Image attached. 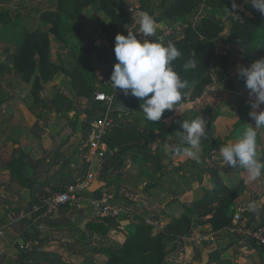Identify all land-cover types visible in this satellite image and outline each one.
I'll use <instances>...</instances> for the list:
<instances>
[{
    "label": "crops",
    "instance_id": "1",
    "mask_svg": "<svg viewBox=\"0 0 264 264\" xmlns=\"http://www.w3.org/2000/svg\"><path fill=\"white\" fill-rule=\"evenodd\" d=\"M199 1L109 0L105 7L96 0L57 26L48 19L59 12L58 0H0V264H114L101 248L122 247L139 232L160 235L164 244L193 239L183 242L186 252L164 254L163 264H192L214 245L207 264H264V247L230 231L235 215L264 219V176L249 181L220 154L255 123L237 66L258 58L250 57L254 45L246 51L231 34L236 21L258 11L246 4L235 17L227 10L232 0H204L197 18ZM144 12L156 20L157 37L182 47L172 64L189 83L179 111L166 110L158 122L148 121L139 109L143 102L110 79L116 34L138 31ZM194 52L203 60L194 72L184 71ZM95 92L110 101H95ZM105 113L115 120L98 178L105 184L77 204L47 212L40 198L88 170L80 147L90 122ZM201 115L206 137L197 162L172 146L181 122ZM257 132L264 161V128ZM103 191L116 193L127 209L124 219L102 216L90 200ZM182 217L190 233L170 238L168 229ZM106 219L104 232L89 227ZM151 254L143 253L147 260Z\"/></svg>",
    "mask_w": 264,
    "mask_h": 264
},
{
    "label": "clouds",
    "instance_id": "2",
    "mask_svg": "<svg viewBox=\"0 0 264 264\" xmlns=\"http://www.w3.org/2000/svg\"><path fill=\"white\" fill-rule=\"evenodd\" d=\"M250 4L252 8L264 14V0H232L233 12L243 11ZM237 17L236 15H233ZM135 21L137 17L134 16ZM138 31L115 36L114 54L117 62L111 73V84L120 89L125 96L132 95L143 103L139 109L151 122L161 121L165 111H179L182 100L188 93L182 91L189 87L187 80L181 79L172 62L181 56L177 47L168 42L165 44L156 36L157 22L147 12L138 17ZM134 33H139L140 38ZM148 37H155L154 40ZM193 57L196 56L194 52ZM197 68L195 58L183 64L184 71ZM238 78L243 79L248 93L246 100L250 108L249 116L254 126L248 124L242 135L234 143H227L220 148L223 162L231 168L245 170L249 181L264 176V161L258 158L257 130L264 128V57L255 60L248 66H237ZM175 134L178 143L172 148L177 154L199 162L201 159L202 138L206 137V120L201 115L194 119H184ZM250 209L255 204L249 205Z\"/></svg>",
    "mask_w": 264,
    "mask_h": 264
},
{
    "label": "built area",
    "instance_id": "3",
    "mask_svg": "<svg viewBox=\"0 0 264 264\" xmlns=\"http://www.w3.org/2000/svg\"><path fill=\"white\" fill-rule=\"evenodd\" d=\"M205 8L204 0H200L198 3V15ZM117 62L116 57L112 60L113 66ZM95 101L102 102L104 104L110 101V98L104 92H95L93 94ZM114 117L105 113L94 118L88 125V132L81 145L83 156L86 160L88 170L78 177L64 185V187L55 192L50 193L47 196L40 198V207L46 209L47 212L58 211V209L64 205L77 204L80 201L88 197V187L95 178H101L105 173L104 161L107 155L110 153L108 145L105 141L107 131L114 127ZM121 194V191H118ZM116 193L103 191L99 198L90 199L100 209L102 216L114 219L115 222H119L124 219V215L127 213V209L120 204L116 198ZM147 224L156 225V221H146ZM230 231L238 235L239 237L255 242L261 247H264V219L262 221L243 219L240 215H235L231 221Z\"/></svg>",
    "mask_w": 264,
    "mask_h": 264
},
{
    "label": "trees",
    "instance_id": "4",
    "mask_svg": "<svg viewBox=\"0 0 264 264\" xmlns=\"http://www.w3.org/2000/svg\"><path fill=\"white\" fill-rule=\"evenodd\" d=\"M96 0H85L84 3H81L79 0H76L74 2V8L73 10H67V8L69 7L68 4H70V2L68 3L67 1H62L63 4L60 5L59 3V12L57 13L56 16H50L48 21H50L53 25H59V23L61 22V14L63 12H65L64 16L66 18H72L74 19L75 17V13H78L82 8L83 5H89L91 3H93ZM102 2V0H99ZM212 2V0H211ZM210 2V4H211ZM103 3V2H102ZM104 4V3H103ZM209 4V5H210ZM84 5V6H85ZM107 5V3H106ZM106 5L104 4V6L106 7ZM75 12V13H74ZM60 16V18L58 20L57 17ZM54 27V26H53ZM231 37H233L237 42H239L240 44V48H243L246 51H249L250 47L254 45V50L252 51L251 54V58H262L264 57V14H261L259 11L256 12L255 14H253V17H251L250 19L244 21V22H238L236 21L234 23L233 29H232V34ZM41 43L39 44V47H44L43 45L45 44L44 42H38ZM177 49L179 51H182V47H177ZM253 49V48H252ZM253 55V56H252ZM193 57V55H192ZM197 60V64L199 61H202L203 58L202 56L199 55V53H196V56L193 57ZM194 72V70H193ZM49 195V194H47ZM46 195V196H47ZM182 221L186 222V224L188 225V220L186 219V217H182L181 219H179L177 222H175V224L173 226H171L168 229V233L170 235L173 234H180V233H184V230L188 228V226L186 228H184V224L183 225H178L179 223H182ZM108 224L109 222H111L110 219H106V221H102V222H91L89 223V227H91V229H96L97 231L99 230L100 232H104L107 227H106V223ZM143 232H139L135 235H132L130 237L127 238L126 242L124 243V245L122 247L119 246H113L111 248H101V250L107 254L108 258H109V262L114 263V264H145V262L147 261L146 256L143 255L144 252H147L149 250L154 251V254H151V260H153L152 258H154L155 262H152L154 264H160V261L162 262L163 258H164V253H161L156 259H155V255H156V248H153V246H148L149 242H152L154 240H156L157 238H161L160 235L155 236V237H150L148 235H140ZM164 244L161 243V246H163Z\"/></svg>",
    "mask_w": 264,
    "mask_h": 264
},
{
    "label": "rangeland",
    "instance_id": "5",
    "mask_svg": "<svg viewBox=\"0 0 264 264\" xmlns=\"http://www.w3.org/2000/svg\"><path fill=\"white\" fill-rule=\"evenodd\" d=\"M59 1V3H60V5H62L63 4V2L64 1H67L68 3L70 2V4H68V8H67V10H73V8H74V5H72V4H74V2L76 1V0H58ZM63 1V2H62ZM81 3H84L85 2V0H79ZM102 2L106 5V3L107 2H109V0H102ZM85 5V4H84ZM83 5V7H85V6H87V5H85L84 6ZM74 11V10H73ZM65 12H63L62 14H61V20L63 19V17H65L64 14ZM75 13V12H74ZM75 14H77V13H75ZM60 18V16H58L57 17V19L56 20H58ZM253 56V55H252ZM185 225L184 226V228H186L188 225L186 224V222H184V221H182V223H179L178 225ZM190 228H189V226H188V228L187 229H185L184 230V233L186 234H188V233H190ZM192 233V232H191ZM190 236H192V234L190 235ZM189 236V237H190ZM170 238H178L177 236H176V234H173V235H170L169 236ZM185 241V243H189L190 241H193V239H191V237H190V239H181V243L180 244H178V243H167V244H164L163 243V241H162V238H157L156 240H154V241H152V242H149V244H148V246H153V248H156V255H155V259L161 254V253H164V254H169L168 256H170V254H176V253H179V252H186V247H185V243H183ZM161 243H163L164 245L163 246H161ZM201 245V244H200ZM199 245V246H200ZM199 251V250H198ZM193 254H194V252H193V250H190L189 251V255H190V257L191 256H193ZM153 260H151V257H150V259L149 260H147L146 262H145V264H154V263H152V262H155L154 261V258H152ZM199 260H200V257H199ZM163 262H165V259L163 258V260H162V262L160 261V264H163Z\"/></svg>",
    "mask_w": 264,
    "mask_h": 264
},
{
    "label": "water",
    "instance_id": "6",
    "mask_svg": "<svg viewBox=\"0 0 264 264\" xmlns=\"http://www.w3.org/2000/svg\"><path fill=\"white\" fill-rule=\"evenodd\" d=\"M104 181L99 180L98 178H95L91 184L88 187L89 192H94L96 190H99L103 187ZM216 250V245L213 247H205L203 248L201 255H200V260L199 261H194L192 264H207L209 259H210V254Z\"/></svg>",
    "mask_w": 264,
    "mask_h": 264
}]
</instances>
